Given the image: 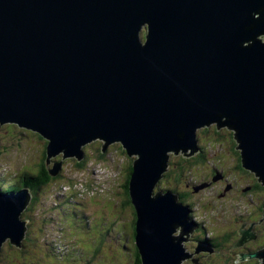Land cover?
I'll list each match as a JSON object with an SVG mask.
<instances>
[{
  "label": "water",
  "instance_id": "water-1",
  "mask_svg": "<svg viewBox=\"0 0 264 264\" xmlns=\"http://www.w3.org/2000/svg\"><path fill=\"white\" fill-rule=\"evenodd\" d=\"M263 36L264 0H0V125L39 135L52 177V158L79 162L96 140L136 155L141 264H180L191 211L154 192L170 154L193 157L197 131L228 129L264 187ZM26 192H0V247H19ZM241 226L231 249L255 239ZM238 256L264 264V247Z\"/></svg>",
  "mask_w": 264,
  "mask_h": 264
},
{
  "label": "rangeland",
  "instance_id": "rangeland-1",
  "mask_svg": "<svg viewBox=\"0 0 264 264\" xmlns=\"http://www.w3.org/2000/svg\"><path fill=\"white\" fill-rule=\"evenodd\" d=\"M214 128L210 126L208 130L198 132V154L202 156V162L182 172L181 181L176 184L172 177L180 170L177 164L185 166L184 156L182 153L170 154L168 171L154 192L165 194L164 190H170L177 196L188 195V203L193 207L188 222L195 227L200 223L198 232L204 235L198 242L197 231L192 230L187 239L189 242H182L186 255L189 251L193 254L204 239L215 240L229 233L230 238L219 243L220 251L213 248L214 253L201 252L202 261L198 263L261 264V260L254 258L235 261L240 254L256 252V247L263 249L258 245L264 243V194L255 193V190L249 193L250 181L237 168V155L230 144L229 130L223 128L217 132ZM44 143L29 130L11 124L0 125V179H7L6 185H12L9 177L14 178L25 170L35 172L43 163ZM119 146L117 143L107 146L98 140L87 144L83 147L86 155H83L82 168L76 166L78 161L74 157L63 159L58 155L52 158L50 170L54 169V163H60L53 177L57 178L42 187L31 206L28 204L32 196L25 189L28 201L18 215V220L23 223L19 247L12 245L8 238L4 239L0 247V264H132L127 242L133 211L123 205V185L130 177L127 168L137 157H128ZM103 147H106L105 152ZM194 156L186 159L191 157L194 161L197 157ZM255 213V224L250 227ZM243 224L240 231L250 227L255 239L231 249L241 238L236 232ZM101 238L103 242L98 249L97 242ZM195 256L193 254L180 264H193Z\"/></svg>",
  "mask_w": 264,
  "mask_h": 264
},
{
  "label": "trees",
  "instance_id": "trees-1",
  "mask_svg": "<svg viewBox=\"0 0 264 264\" xmlns=\"http://www.w3.org/2000/svg\"><path fill=\"white\" fill-rule=\"evenodd\" d=\"M14 126V125H13ZM209 128V127H208ZM208 128H205L203 129L204 131L208 130ZM216 131V127L214 128ZM198 132H196V139H197V147H198V142H199V139H198ZM217 132H220L219 130ZM230 132V131H229ZM232 133L230 132V135ZM232 136V135H231ZM38 137H40L38 135ZM41 138V137H40ZM42 139V138H41ZM44 151H43V154H42V162L39 167L37 168V170L35 172H30V171H23V173L17 175L16 177H9L8 179L11 180V183L12 185H6V180L7 179H4V180H1L0 179V188H2L5 192H18L20 190H23V189H26L29 191V194L32 196V201H30V203L28 204V206L33 203V201H36L37 200V195H39L42 187L48 185L51 181H54L57 177H55V179L53 177H51L48 173V169L46 168V165H45V149H46V143H44ZM230 144L232 145L233 149L235 150V155H237V168L239 169V171L246 175L248 178H249V193L251 194L252 191L255 190V193H258L260 195H263L264 194V187L257 181L256 177L249 171L247 170H244L241 166V162H240V155H239V152L235 149V146H236V143L235 141L233 140V138L231 137V140H230ZM120 148V146H119ZM199 148V147H198ZM121 149V148H120ZM83 152V155L85 156L86 155V150H82ZM85 153V154H84ZM103 157V156H102ZM196 157V155L194 156ZM193 158V157H192ZM83 159V158H82ZM77 162V161H76ZM83 162H84V159L81 161V162H77L76 163V166L77 167H80L82 168L83 167ZM182 162L184 163L185 166H183L182 164H177L179 165V172L174 175V177H172L173 179V182L174 183H179L181 181V178H182V172H187L188 170H190L191 168L194 167V165H198L197 163H200L202 162V156L200 154L197 155V157L193 160H191V157L189 159H186L185 157L183 158ZM237 169V170H238ZM127 171H128V175L127 176H130L131 175V172H132V164L129 168H127ZM168 171V170H167ZM129 178L126 179V183L123 185L124 186V199H123V205L124 206H127L129 207V209L131 210V212L133 211V220L132 222L129 224V228H130V235H129V240L127 242L128 244V247H129V250H130V256L132 257L133 261H132V264H141V259H140V256H139V252H138V249L135 245V238H136V227H135V223H136V212H135V209H134V206L132 205L131 203V198L129 196ZM171 192L170 190H164V192ZM163 192V193H164ZM174 192V191H173ZM261 197V196H260ZM179 202H181L182 204H185L188 206L189 210L191 211V208L192 205L188 203V195L187 194H183V195H179ZM30 199V200H31ZM187 203V204H186ZM262 204L264 205V197L262 199ZM261 204V205H262ZM27 206V207H28ZM31 206V205H30ZM192 212V211H191ZM190 212V213H191ZM189 218H190V215H189ZM199 226V229H200V225ZM199 231V230H198ZM197 237H202L204 235V233H201V232H196L195 233ZM202 235V236H201ZM230 234L229 233H224L222 234V236H219V238H215L212 239L213 242H216V244H213V242L209 241L211 246V248L217 250V251H220V245L219 243H221V240H225L227 241L229 238H230ZM135 237V238H134ZM31 241V240H30ZM103 242L102 241V238L101 240H99V242H97V248L99 249L100 248V243ZM262 245V247H264V243H260L258 245V247H260ZM261 247V248H262ZM87 250V249H86ZM94 255L95 252H93Z\"/></svg>",
  "mask_w": 264,
  "mask_h": 264
},
{
  "label": "flooded vegetation",
  "instance_id": "flooded-vegetation-1",
  "mask_svg": "<svg viewBox=\"0 0 264 264\" xmlns=\"http://www.w3.org/2000/svg\"><path fill=\"white\" fill-rule=\"evenodd\" d=\"M198 155V154H197ZM196 155V156H197ZM223 176V175H222ZM202 184V183H201ZM191 188V187H190ZM261 207H259V209H260ZM256 216H257V213H255L254 215H253V217H252V222L250 223V225H252V223L253 224H255V222L254 221H256ZM248 218H250L249 216H248ZM241 219H243V220H246L245 218H241ZM241 219H239V220H241ZM255 219V220H254ZM198 225H200V223H197L196 224V227H195V229H196V231L198 232V230H199V226ZM241 227H243V225L241 226ZM201 229V228H200ZM255 230V229H254ZM187 237V239L188 238H190V236H186ZM197 237V236H196ZM257 237V236H256ZM198 239H197V241L199 242V238L200 237H197ZM209 240H211V242H213V240L210 238ZM259 240V239H258ZM197 243V242H196ZM198 244V243H197ZM204 244H206L208 247L210 246V244H208L207 243V241H204ZM262 246V245H261ZM251 250V249H250ZM261 250V249H260ZM215 251V250H214ZM256 251H257V247H256ZM201 252H202V250H199L198 252H196L195 253V258L192 260V263L193 264H195V263H198V261H202V254H201ZM215 252H217V251H215ZM253 253V252H252ZM192 253L189 251V255H191ZM192 256V255H191ZM198 264H201V263H198ZM204 264V263H203Z\"/></svg>",
  "mask_w": 264,
  "mask_h": 264
},
{
  "label": "bare ground",
  "instance_id": "bare-ground-1",
  "mask_svg": "<svg viewBox=\"0 0 264 264\" xmlns=\"http://www.w3.org/2000/svg\"><path fill=\"white\" fill-rule=\"evenodd\" d=\"M212 127H214V126H212ZM21 129H23V128H21ZM23 130H26V129H23ZM92 144V143H91ZM83 150V149H82ZM102 151L103 152H105V149H102ZM85 154V153H84ZM85 157V156H84ZM169 166V165H168ZM168 169V168H167ZM163 179V178H162ZM161 180V179H160ZM21 192V191H20ZM172 192V191H171ZM178 197H179V195H178ZM237 233V232H236ZM264 233V232H263ZM210 234V233H209ZM238 234V233H237ZM212 235V234H211ZM235 237H238V236H235ZM135 238V237H134ZM239 238V237H238ZM55 240V239H54ZM205 241H207V243L208 244H210V242H209V239H204ZM211 241V240H210ZM218 241V240H217ZM216 241V242H217ZM186 260V259H185ZM208 262V261H207Z\"/></svg>",
  "mask_w": 264,
  "mask_h": 264
}]
</instances>
